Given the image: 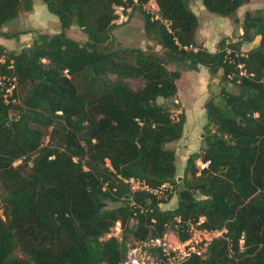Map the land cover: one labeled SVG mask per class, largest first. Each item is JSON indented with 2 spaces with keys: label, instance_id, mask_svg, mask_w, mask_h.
<instances>
[{
  "label": "trees",
  "instance_id": "trees-1",
  "mask_svg": "<svg viewBox=\"0 0 264 264\" xmlns=\"http://www.w3.org/2000/svg\"><path fill=\"white\" fill-rule=\"evenodd\" d=\"M147 1L42 0L59 32L36 34L20 52L0 45V77L14 85L7 100L8 81L0 85V264H121L126 233L140 241L171 226L185 239L190 224L225 232L204 256L180 264H264V6L244 13L238 40H221L212 52L196 43L190 0H154L158 18L143 8ZM200 1L230 17L249 0ZM116 6L143 14L146 36L164 57L112 47ZM20 9L31 10L32 0H0V30ZM72 25L85 34L83 43L66 35ZM183 59L211 76L221 70L235 90L222 86L204 104L202 152L187 157L181 179L195 199L178 197L174 208L162 209L171 193L131 190L125 180L152 188L178 183L173 143L185 115L157 98L176 94L178 72L164 64ZM138 76L144 83L133 90L124 79ZM43 128L50 132L42 146ZM197 159L207 165L199 168ZM117 220L121 240L106 236Z\"/></svg>",
  "mask_w": 264,
  "mask_h": 264
},
{
  "label": "rangeland",
  "instance_id": "rangeland-1",
  "mask_svg": "<svg viewBox=\"0 0 264 264\" xmlns=\"http://www.w3.org/2000/svg\"><path fill=\"white\" fill-rule=\"evenodd\" d=\"M193 1L194 0H190V7L197 16L195 39H198V41L196 40V43L206 49L214 48L215 51L221 40L224 41L225 44H227L228 41L238 40L240 35L236 36V34L241 31L243 15L246 11L255 13L257 9L264 6V0H249L247 3L243 4L242 7L238 8L232 16L222 17L207 11L204 7V10H202L199 4L196 2L193 3ZM154 2V0H148L144 3L143 8L145 11H149L150 13L151 9L156 7ZM122 14L124 15V19L118 23H114L111 30L112 36L109 43L112 47L116 49H139L146 53L164 57L163 49L149 40L146 36L143 29V14L139 10L131 9L130 7L126 9L122 8ZM5 26L7 27L3 28ZM3 27L0 31H5V33L9 35L15 32H22V34L26 35L28 38L21 44H26L28 41L29 45H31L35 39V35L38 33L51 35L60 30L57 16L46 8L42 0H32L31 10L26 11L20 9L18 16ZM65 32L68 37L78 40L81 43L86 39L85 34L76 25L70 26ZM233 38L234 40H232ZM257 42L258 37L252 42L242 43L240 45V51H247L257 44ZM21 44H16L11 51L20 52L25 48H21ZM202 44L205 46H202ZM5 49L6 51H10L7 48ZM1 59H3V56H1ZM164 68L169 73L178 72V76L175 79L177 92L169 99L158 97L157 103L170 108L173 115L178 114L180 111L185 115L182 136L173 143L176 157V182L178 183H174L172 198L168 202L160 204L162 209H171L177 205L178 191L183 188L181 179L182 176L185 175L184 169L186 167L187 157L193 152H202L201 146L204 143L203 137L206 134L204 129V125L206 124L205 102L211 97L217 98L222 86L232 90H235V87L232 83L221 80V70L214 76H211L205 66L195 64L190 59H183L181 61L169 60L164 64ZM110 77L114 78V75L110 74ZM124 80L133 90L140 88L144 83L143 78L140 76L129 77ZM12 114H14L15 118V113L12 112ZM43 131L42 146L48 143L50 128H43ZM19 162L20 160L16 161L15 164ZM201 163V160H196V164L199 168H201ZM121 203L122 200H119L117 202H109L108 205L114 207ZM133 223L134 221L129 219L128 224L133 225ZM168 231L175 232L174 227L168 226ZM126 236V240L132 242L130 233H126ZM17 254L20 255V253Z\"/></svg>",
  "mask_w": 264,
  "mask_h": 264
},
{
  "label": "built area",
  "instance_id": "built-area-1",
  "mask_svg": "<svg viewBox=\"0 0 264 264\" xmlns=\"http://www.w3.org/2000/svg\"><path fill=\"white\" fill-rule=\"evenodd\" d=\"M157 9L156 5V7H153L150 11V14L155 18H158ZM115 13L118 15L115 23L124 19L121 6L115 7ZM238 66L241 67L242 64H239ZM5 81H8L9 84V86L5 88L4 94L5 100H7L14 85L11 84V79H9V77L1 76L0 85H4ZM207 162H202L201 168L206 166ZM125 181L129 183L131 190H148L153 195L163 198L167 197L169 193L172 194L175 185L173 182L166 181L159 186L152 188L148 187L143 181L133 178ZM202 219L203 217L200 218L199 222H201ZM131 220L134 221L133 218H131ZM128 226H131V224H128ZM122 232L123 226L121 225V222L117 220L106 236H115L118 240H121ZM224 232L225 228L208 230L190 224L188 228L189 235L185 239H180L174 232L166 230L161 235L150 236L144 240L133 242L126 241L124 257L121 264H180L193 255L204 256L211 241L214 238L222 236ZM239 243L240 247H242L243 238L239 240ZM154 249L156 250V253L159 254L158 256L154 254Z\"/></svg>",
  "mask_w": 264,
  "mask_h": 264
},
{
  "label": "crops",
  "instance_id": "crops-1",
  "mask_svg": "<svg viewBox=\"0 0 264 264\" xmlns=\"http://www.w3.org/2000/svg\"><path fill=\"white\" fill-rule=\"evenodd\" d=\"M195 2L199 4V6L201 7L202 10H204L203 9V5L201 4V1L200 0H194L193 3H195ZM242 6H240V7H242ZM6 27L7 26H5L3 28H6ZM3 32L5 33V31H3ZM3 32H1V33H3ZM241 32H242V28H241V31L238 34H236V36L237 35H240ZM15 33H18V34H16L15 36H10V37H6V36L0 34V45H2L4 48H7L8 50H13L16 44H21V43L25 42L26 38H28V37H26V35L22 34V32H15ZM196 40L198 41V39H196ZM232 40H234V38ZM20 46H21V48L22 47L29 46V42L27 41L26 44H21ZM202 46H205V45L202 44ZM207 50L212 51V52L215 51L214 48L213 49L208 48Z\"/></svg>",
  "mask_w": 264,
  "mask_h": 264
},
{
  "label": "water",
  "instance_id": "water-1",
  "mask_svg": "<svg viewBox=\"0 0 264 264\" xmlns=\"http://www.w3.org/2000/svg\"><path fill=\"white\" fill-rule=\"evenodd\" d=\"M11 118H14V114L11 115ZM178 197L183 200H194L193 194L186 188H182L178 191Z\"/></svg>",
  "mask_w": 264,
  "mask_h": 264
}]
</instances>
